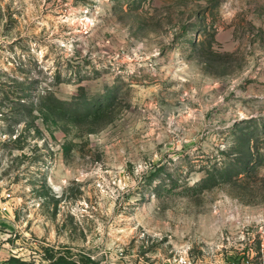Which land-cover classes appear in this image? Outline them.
I'll list each match as a JSON object with an SVG mask.
<instances>
[{
  "label": "rangeland",
  "instance_id": "rangeland-1",
  "mask_svg": "<svg viewBox=\"0 0 264 264\" xmlns=\"http://www.w3.org/2000/svg\"><path fill=\"white\" fill-rule=\"evenodd\" d=\"M0 264H264V0H0Z\"/></svg>",
  "mask_w": 264,
  "mask_h": 264
},
{
  "label": "built area",
  "instance_id": "built-area-1",
  "mask_svg": "<svg viewBox=\"0 0 264 264\" xmlns=\"http://www.w3.org/2000/svg\"><path fill=\"white\" fill-rule=\"evenodd\" d=\"M7 196H10V194H8ZM8 209V207H7V205H3V207H2V210H7Z\"/></svg>",
  "mask_w": 264,
  "mask_h": 264
}]
</instances>
